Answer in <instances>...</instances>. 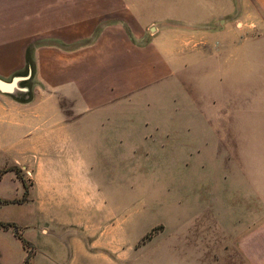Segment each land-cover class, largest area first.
<instances>
[{
	"label": "rangeland",
	"instance_id": "374dc122",
	"mask_svg": "<svg viewBox=\"0 0 264 264\" xmlns=\"http://www.w3.org/2000/svg\"><path fill=\"white\" fill-rule=\"evenodd\" d=\"M256 29L258 52L214 44L198 64L149 85L135 78L142 70L88 54L96 95L69 124L113 127L74 134L88 149L0 132V264H264V65L249 68L264 63ZM31 62L17 98L30 93ZM66 134L57 129L56 142Z\"/></svg>",
	"mask_w": 264,
	"mask_h": 264
},
{
	"label": "crops",
	"instance_id": "0c3cea01",
	"mask_svg": "<svg viewBox=\"0 0 264 264\" xmlns=\"http://www.w3.org/2000/svg\"><path fill=\"white\" fill-rule=\"evenodd\" d=\"M259 23L264 27V0H0V81H12L0 86V132L28 129L46 133L47 147L88 149L74 134L113 128L69 124L96 95L87 89L88 54H109L118 67L142 70L138 81L149 76L145 84H155L161 74L198 64L214 44L223 52H258ZM28 52L32 84L20 99L14 94L24 91ZM57 129L67 133L58 142ZM239 241L247 246L245 233Z\"/></svg>",
	"mask_w": 264,
	"mask_h": 264
},
{
	"label": "water",
	"instance_id": "95a60500",
	"mask_svg": "<svg viewBox=\"0 0 264 264\" xmlns=\"http://www.w3.org/2000/svg\"><path fill=\"white\" fill-rule=\"evenodd\" d=\"M0 86L4 87V88H11L12 86V82H5V81H0Z\"/></svg>",
	"mask_w": 264,
	"mask_h": 264
},
{
	"label": "trees",
	"instance_id": "16d2710c",
	"mask_svg": "<svg viewBox=\"0 0 264 264\" xmlns=\"http://www.w3.org/2000/svg\"><path fill=\"white\" fill-rule=\"evenodd\" d=\"M29 62H31V61L29 60V58H27V65L29 64ZM31 64H32V62H31Z\"/></svg>",
	"mask_w": 264,
	"mask_h": 264
}]
</instances>
